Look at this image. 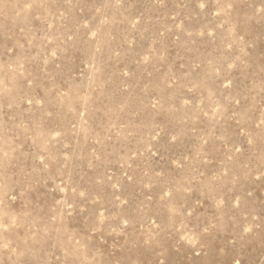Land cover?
I'll list each match as a JSON object with an SVG mask.
<instances>
[{"label":"rangeland","instance_id":"374dc122","mask_svg":"<svg viewBox=\"0 0 264 264\" xmlns=\"http://www.w3.org/2000/svg\"><path fill=\"white\" fill-rule=\"evenodd\" d=\"M0 264H264V0H0Z\"/></svg>","mask_w":264,"mask_h":264}]
</instances>
